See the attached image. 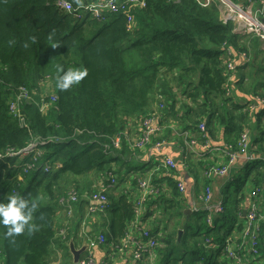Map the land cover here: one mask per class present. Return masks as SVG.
I'll return each instance as SVG.
<instances>
[{"label":"trees","instance_id":"obj_1","mask_svg":"<svg viewBox=\"0 0 264 264\" xmlns=\"http://www.w3.org/2000/svg\"><path fill=\"white\" fill-rule=\"evenodd\" d=\"M67 1L72 5L69 10L59 7L57 0H0V201L19 193L37 203L35 229L17 236L14 244L4 238L6 228L0 225V264H48L52 252L68 249L67 241L76 233L66 228L60 236L59 230L65 229L63 200L69 188L77 192L81 203L83 193L104 189L111 219L99 233L105 237L108 252L122 246L132 220L146 228L142 222L152 217L151 232L157 241L153 254L160 264H184V254L194 258L207 251L211 255L204 264H231L223 242L234 226L220 236L219 223L236 216V229L242 230L246 181L250 197L256 193V198L264 200V108L250 115L247 103L233 100L234 74L226 64H236L234 56L240 54L236 70L255 65V74L262 79L253 89L264 91V63L251 64L260 38L236 32L231 20L223 22L215 2L138 0L122 7L126 0H113L114 8H110L106 0ZM92 4L100 10L99 18L84 8ZM78 11L81 18L75 16ZM58 66L87 68L88 74L78 85L60 91L56 87ZM46 74L53 92L40 95L48 103L43 112L32 89L40 87L39 80ZM238 76L242 80L243 73ZM20 88L27 91L29 100H16ZM12 102L17 103V113L10 109ZM144 116V120L156 117L158 128L151 130L148 141L137 144L146 131L141 121ZM201 122L204 130L199 129ZM244 130L250 134L249 150L263 158L243 163L238 175L228 177L229 185L234 183L239 190L237 203L230 209L224 198L223 211L212 213L209 223L203 208L187 218L183 214L185 200L178 180L170 175L177 166L168 169L161 164L169 156L153 161L152 170L157 169L150 173L131 174L142 169L139 164L143 162L136 161H141L153 143L171 141L179 147L186 136L185 147L180 146V152H186L189 140L204 144L222 131V146L236 151ZM174 135L180 141L172 139ZM115 136L120 138L119 146L113 144ZM30 143L41 151L21 153ZM30 155L34 158L28 161ZM179 158L181 166L183 158ZM198 163L204 169L213 162L200 159ZM249 170L253 172L248 174ZM110 173L116 185L107 188L103 183H110ZM128 173L132 175L129 181ZM144 176L153 191L138 204L143 194L138 178ZM161 181L169 185L170 195L157 193ZM206 185L209 180L205 178L203 188ZM80 214L66 218L71 228L80 222ZM191 226L195 232L187 242L183 236ZM180 227L183 231L178 239ZM259 227L258 255L252 264H264L259 249L264 220ZM77 262L72 259L65 264Z\"/></svg>","mask_w":264,"mask_h":264},{"label":"built area","instance_id":"obj_2","mask_svg":"<svg viewBox=\"0 0 264 264\" xmlns=\"http://www.w3.org/2000/svg\"><path fill=\"white\" fill-rule=\"evenodd\" d=\"M138 0H126L121 2V6L127 2H133ZM199 4L207 5L210 2H220V18L223 22L227 20H231L234 23V30L239 33L243 34H255L261 40L262 47L264 49V24L262 22V17L264 15V7L260 6L255 11H253V3L252 1L248 0V4L246 6L241 7V5L235 3L232 0H196ZM264 4V0H261ZM114 1L113 0H106V6H110V8H114ZM57 4L59 7L69 10L72 8V5L67 0H57ZM87 9L88 13L91 16L99 18L101 16L100 10L95 7L93 4L89 5L88 7H84ZM77 18L82 16V12L78 11L76 13ZM230 53V50L227 51ZM226 67L229 71H235L236 64L233 61H229L226 64ZM27 91L24 88H20V93L18 94L16 100H20L22 96L20 94ZM257 102L261 105L264 104V97L257 96ZM52 100H55V96L52 97ZM17 103H11L10 109L13 113H17L16 108ZM142 123L146 126V131L144 132L143 136L139 139L137 144H143L144 142L148 141V134L153 129L150 127L149 121L141 119ZM205 125L204 122L199 124V129L204 130ZM127 140V139H126ZM130 146L131 142L127 140ZM36 144V143H31ZM113 144L115 146H119L120 138L119 136H115L113 139ZM196 141L191 139L190 142L187 143V151L189 155L193 158H199L203 156L205 151L209 152L211 149L209 148L207 140L202 143L204 150L201 148L196 147ZM136 146V145H135ZM251 146L250 143V134L247 130H244L240 133L237 143V150L236 151H229V147L225 146L220 151L223 155H219V157H225V162H215L206 165L203 169V175L209 181L214 179V177H222L226 176L230 171V166L236 162V159H242L244 163L251 161L256 158H263L262 156L253 153L249 150ZM34 153L40 150H36V147L31 149H24L21 153ZM198 151V152H196ZM24 153V154H27ZM187 158V155L184 156ZM184 163V164H183ZM182 165L185 166V162L183 161ZM161 164L168 168L173 169L176 168L177 162L173 157H165L162 158ZM153 168V170H156ZM150 173V172H148ZM108 178L110 179V183H115L114 177L112 174H108ZM138 183L143 189V194L138 199V204L145 200V195L148 192L153 191V186L148 185V177H139ZM178 189L181 191L183 190V183H177ZM68 196L65 200V216L67 217H74L75 215H79L78 211V204L81 203L80 196H78L75 190H70ZM84 199H87V206L85 207V213L88 214L89 218L95 216L96 213L106 211L108 199L104 194V189H98L91 191L89 194L83 196ZM248 200H246V210L244 214V224L241 231H237L238 233H230L226 236L223 245L226 255L232 260L231 264H252V259L256 258L258 255V235H259V224L260 221L264 220V208L261 207L260 199L256 198V193H253V198L250 197V193H247ZM202 201V208L207 211L213 212H222L224 206L222 201L219 204L214 205L212 203V191L210 185H206L204 187V191L200 196ZM248 202V205H247ZM200 208V207H199ZM197 207H194V211H198ZM139 210H136V216L138 215ZM83 213V214H85ZM90 214H93L90 216ZM64 219V227L68 228V221ZM83 218V217H82ZM83 220V219H82ZM146 228L140 227L137 225L136 219L132 223V228H136L138 233L137 240L134 241L133 244L130 243V239L125 237L122 242V246L119 247L117 250H110L109 252L105 249V257L102 263L99 264H111V262L116 257H126L129 256L131 259V264H142V261H147L150 264H153L155 256L153 254V249L155 248L157 241L155 236L152 234L151 229L148 225H144ZM60 236H63L64 232L63 229L59 233ZM87 248L92 249L96 246H104L105 237L102 233H98L93 238H88ZM248 254V255H246ZM77 264H96L93 257L92 251L85 253L83 257L78 259ZM255 264V263H254Z\"/></svg>","mask_w":264,"mask_h":264},{"label":"crops","instance_id":"obj_3","mask_svg":"<svg viewBox=\"0 0 264 264\" xmlns=\"http://www.w3.org/2000/svg\"><path fill=\"white\" fill-rule=\"evenodd\" d=\"M253 3V11H255L258 7L263 6L264 4L261 2V0H250ZM235 3L242 5V6H246L248 4V0H234ZM263 47H262V43L259 44V51L256 55L253 56V58L251 57V64L257 63L258 61H260L261 63H264V53H263ZM237 55V54H236ZM236 55L234 56L235 60L238 59V61H241V57L240 54L239 56L236 57ZM236 60V64L239 63ZM255 66V65H254ZM251 67V65L249 64L246 68L240 69L239 71L236 70V74L241 75V73H243V78L242 80L238 78H236V75H234L233 80L231 81V95H233V100L236 103H247L248 105V110L250 115H254V111L258 110L259 108H264V104H259L257 102V96H261L264 97V91L259 89L258 91L253 89V86H255L256 82L259 79H262L261 77L257 76L255 74L256 70ZM264 75V74H263ZM237 81L236 86L234 87V82ZM263 93V96H262ZM254 97V98H253ZM155 111V110H154ZM153 115H157L156 112H153ZM144 117H142V119H144ZM154 118L156 117H152L150 119H146L149 121L150 126L153 129H157L158 128V120H154ZM218 138V139H217ZM217 138H207V142H210L209 148L211 149V151L209 152H205L203 156H200V158H193L189 155L188 151L186 152H180V146L181 148L185 147L184 145V141L185 138H183V144L180 143V146L178 147V145H172L171 141H166L163 143H159V144H155L153 143L150 148L146 151V153L142 156L141 161L138 160L136 162H143L146 163V165L148 166V171L151 172L152 171V166H154V162L156 159H160L159 156L163 157L164 156H170L173 157L175 159V161L177 162V168L175 170L172 171L171 178L172 180L176 181L177 180H181L183 181V190H182V195H183V199L184 204H183V214L185 215V217L187 218L191 212H188V209L194 208L195 206L197 208H202V201L200 199V196L202 195L204 188H203V181L205 179L204 175H203V165H200L198 162L200 161H205L207 162H225L226 158L225 157H219V155H223L220 151L223 149L222 146V131L219 133V136ZM172 139L178 140L180 141L179 138L176 137V135H174L172 137ZM226 146V145H225ZM224 146V147H225ZM197 148L199 149H204L202 146V143H198L196 145ZM179 155L182 156V162H185V166L183 165H179ZM187 155V162L186 159L184 158V156ZM151 161V162H150ZM141 163V164H143ZM151 163H154L151 166ZM193 163V164H192ZM243 160L242 159H236V162L230 166V171L226 176H222V177H214V179L209 181V185L211 187V191H212V203L214 205L219 204V202L223 201L224 197V193L223 190L227 189L229 183L227 182L228 177H232V175H238L241 171L242 168L241 166L243 165ZM134 164V161L132 162V165ZM140 165V164H139ZM146 171V172H148ZM250 184V183H249ZM246 186V190H245V198L243 199V203L241 206L244 205L243 210L247 208L246 205V200H248L247 197V193H248V189L250 187V185ZM161 187H159L157 191V193L159 192H164V194L166 196L170 195V189L169 185H167L166 181H161L160 182ZM246 185V184H245ZM114 190V189H113ZM111 191L114 193V191ZM156 193V194H157ZM87 193H83L82 197L85 196ZM84 198V197H83ZM83 203H79L78 204V211L81 212L82 214L85 213V207L87 206L88 202L87 199L85 198L84 201H82ZM260 208H264V200H260ZM248 205V202H247ZM242 210V211H243ZM188 212V213H187ZM195 212V211H193ZM214 213L213 211H207V221L209 223V221L211 222V218L210 215ZM242 217L244 218V215L242 214ZM110 219L111 216L109 213H107L106 211H104V213H96L94 217L90 218V221L87 220V223L85 224L86 227L84 229L83 232H78V231H74V229L80 225L79 222H77L76 226H74L73 228H71L72 226H70V223L68 225V230L70 231L71 234L72 233H76L75 238H70L71 240H73L74 242V246L75 248H80L83 243L88 244V238H93L95 237L100 231H105L107 226L110 223ZM183 220H185V218H182ZM153 218L152 217H148L145 218L144 221L142 222V226L144 225H148L151 229V225L153 224L152 222ZM185 223V222H184ZM68 224V223H67ZM244 224V221H243ZM66 228L63 229L64 234L67 232ZM183 231V229H182ZM230 233H238L236 227L234 226V228L232 227L230 230ZM229 233V234H230ZM63 234V235H64ZM227 234V235H229ZM60 235V234H59ZM226 235V236H227ZM127 238H129L131 241L130 243L133 244L135 240H137L138 238V233L136 231V229H134V227L132 228L129 225V229H128V233L126 235ZM69 239V240H70ZM68 240V241H69ZM68 241H67V248H68ZM89 250L92 251V257L95 261L96 264L102 263L103 259L105 257V251H104V246H96L92 249H88L86 248L84 250V252L80 255V258L84 256L85 253L89 252ZM50 263L51 264H65L68 263L69 260L72 262V255L69 251V248L64 251L61 249H56L54 252H52L50 254ZM155 259H157V257L155 256ZM154 259V260H155ZM111 264H131V259L129 256L126 257H116Z\"/></svg>","mask_w":264,"mask_h":264},{"label":"clouds","instance_id":"obj_4","mask_svg":"<svg viewBox=\"0 0 264 264\" xmlns=\"http://www.w3.org/2000/svg\"><path fill=\"white\" fill-rule=\"evenodd\" d=\"M33 41L35 38H32ZM53 44V47H57ZM58 76L56 78V87L60 91H66L73 85H78L84 77L87 76V68H68L65 70L62 66L57 68ZM37 209V203L30 201L25 196L14 193L7 197V201H0V225L5 226L4 238L10 244L16 242V237L23 234L26 230L32 232L35 225L32 223L34 212Z\"/></svg>","mask_w":264,"mask_h":264},{"label":"rangeland","instance_id":"obj_5","mask_svg":"<svg viewBox=\"0 0 264 264\" xmlns=\"http://www.w3.org/2000/svg\"><path fill=\"white\" fill-rule=\"evenodd\" d=\"M232 1H234V0H232ZM216 4H217V6H218V8H219V10H220V2L219 1H217L216 2ZM241 7H243L242 5H241ZM219 13H220V11H219ZM220 15V14H219ZM76 18H77V16H76ZM81 18V17H80ZM259 62V61H258ZM231 72H233V74L234 75H237V74H235L236 73V69H235V71H231ZM48 78H50V77H48V74H46L44 77H43V79L41 80H39V88H33L32 89V93L34 94V95H36V98H34V101L36 100V104H38L39 105V107H40V110L41 111H45L46 109H47V107H48V103H44V102H42L41 100L43 99V98H41L40 97V95L43 93V91H51L50 89H49V87H50V85L52 84V81L50 80V79H48ZM43 82V83H42ZM37 83H38V81H37ZM41 84L43 85V86H41ZM43 89V90H42ZM51 92H53V91H51ZM20 96H22L20 99L21 100H29L30 99V97L27 95V94H25V91H23L21 94H20ZM40 101H41V104H40ZM158 115V114H157ZM136 126L139 128V124H138V122H137V124H136ZM183 133H185V132H183ZM136 147V146H135ZM139 150H142V148H140V146L139 147H137ZM25 149V148H24ZM131 150L133 149V147L132 148H130ZM41 151V150H40ZM40 151H37L36 153H39ZM24 153H27V151H24ZM34 158V156H31L30 155V159L28 160V161H30V160H32ZM200 158V157H199ZM186 162H187V158H186ZM136 163H138L139 164V162H136ZM135 163V164H136ZM23 165H24V167H27L26 165H28V162H24L23 163ZM148 166L149 165H146V164H140V167H142V169L141 168H138V169H136L133 173H131V174H136V175H138L139 173H141V172H143V173H145L146 171H147V169H148ZM152 171H154V170H152ZM149 172V171H148ZM248 172V174H250V173H252L253 172V170H249V171H247ZM246 172V173H247ZM130 173H128V174H126L125 175V177H126V180L127 181H129V180H131V177H132V175H131ZM72 180V179H71ZM245 184H246V186L249 184V182L248 181H246L245 182ZM241 190H242V187L240 188ZM71 190V188H69L67 191L69 192ZM66 191V192H67ZM223 193H224V197H225V204H226V206L228 207V208H230V209H233L234 208V205L237 203V199H238V195H239V190H238V188H237V186L233 183V184H230L228 187H227V189H224L223 190ZM196 207V206H195ZM189 211L192 213L193 211H194V208H191V209H189ZM230 211H232V210H230ZM100 213H104V211H102V212H100ZM93 214H90V216H92ZM83 217V218H82ZM89 217H88V214H80V222H79V224L80 225H78L75 229H74V231L76 232V231H78V232H83L84 231V229H85V227H86V223H87V220L88 221H90V219H88ZM83 219V220H82ZM135 220H132L131 221V223H130V226H132V223L134 222ZM219 226L221 227V233H219L220 234V236H222L223 235V233H225V231H226V229H230V227L231 226H235V227H237V226H239V220L237 219V217L236 216H232V218H229L227 221H225V223L224 222H221V223H219ZM63 228H61L60 230H59V233L61 232V230H62ZM180 229H181V227H180ZM194 232H195V227L194 226H191L190 228H188L187 230H186V232L184 233V236H183V238L187 241V242H190L191 241V239H192V237H193V234H194ZM261 244L259 245V249H260V256H262V257H264V240L262 241V242H260ZM210 255H211V251H207L206 253H204V254H198L196 257H194V258H192L189 254H184V256H183V263L184 264H204L205 263V261L210 257ZM51 258V257H50ZM49 261H50V259H49ZM142 264H150L149 262H147V261H142L141 262ZM161 263V260H159V259H155L154 260V262H153V264H160ZM48 264H51L50 262H48Z\"/></svg>","mask_w":264,"mask_h":264},{"label":"water","instance_id":"obj_6","mask_svg":"<svg viewBox=\"0 0 264 264\" xmlns=\"http://www.w3.org/2000/svg\"><path fill=\"white\" fill-rule=\"evenodd\" d=\"M262 22L264 24V15L262 17ZM188 212H189V209H188ZM242 214L243 215L245 214V209L242 211ZM181 235H182V229H179V231H178V239H180ZM68 248H69V251H70V253L72 255L73 262L76 263L78 261L80 255L87 248V244L86 243H83V245L80 248H75L74 243H73V240L70 239L68 241Z\"/></svg>","mask_w":264,"mask_h":264},{"label":"bare ground","instance_id":"obj_7","mask_svg":"<svg viewBox=\"0 0 264 264\" xmlns=\"http://www.w3.org/2000/svg\"><path fill=\"white\" fill-rule=\"evenodd\" d=\"M184 138H185V140H187V138H186V136H184ZM189 142H190V140H189ZM33 147H36V144H28V146L27 147H25V149H31V148H33ZM196 152H198V151H196ZM109 181H110V179H109ZM103 182V181H102ZM178 183H183V181H181V180H178ZM104 184V186H105V184H106V186H107V188H112V187H115V185H116V182L115 183H103ZM66 208V207H65ZM88 219H90V218H88ZM113 249V248H112Z\"/></svg>","mask_w":264,"mask_h":264}]
</instances>
